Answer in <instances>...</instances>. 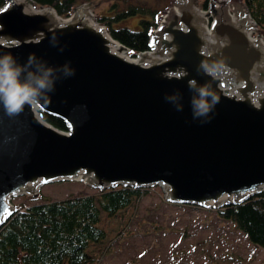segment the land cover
<instances>
[{
	"label": "water",
	"instance_id": "95a60500",
	"mask_svg": "<svg viewBox=\"0 0 264 264\" xmlns=\"http://www.w3.org/2000/svg\"><path fill=\"white\" fill-rule=\"evenodd\" d=\"M177 1L150 34L153 53L129 58L86 4L61 17L51 6L5 0L0 55L20 65L34 56L74 75L58 72L54 91L19 114L0 105V226L13 211L12 195H33L58 180L98 190L159 185L169 202L200 207L264 191V42L249 36L255 25L246 11L236 8L230 17L229 0L210 3V29L191 0ZM202 61H223L227 76L198 73ZM191 79L211 81L219 97L206 117H193ZM177 93L178 100L166 99Z\"/></svg>",
	"mask_w": 264,
	"mask_h": 264
},
{
	"label": "rangeland",
	"instance_id": "374dc122",
	"mask_svg": "<svg viewBox=\"0 0 264 264\" xmlns=\"http://www.w3.org/2000/svg\"><path fill=\"white\" fill-rule=\"evenodd\" d=\"M208 1L191 0L202 11L207 28L212 19L209 15L213 14L207 7ZM231 1L230 6H243L241 0ZM84 2L95 23L102 24L99 17L107 16L111 18L113 28L137 27L138 19L145 14L140 9L153 10L160 19L175 4V0ZM252 37L262 39L263 32L257 28ZM125 53L129 58L135 57L127 49ZM146 187V194L133 203L123 220L103 214L101 226L107 232V239L100 246L91 247L94 252L90 264H264V247L248 241L229 223L219 221L214 211L207 210L214 206L173 205L165 201L159 185ZM35 191L33 195H12L9 202L12 207L18 203L35 204L44 197L57 200L79 193H94L95 190L79 180H58L42 184ZM106 248L108 250L104 251Z\"/></svg>",
	"mask_w": 264,
	"mask_h": 264
},
{
	"label": "trees",
	"instance_id": "16d2710c",
	"mask_svg": "<svg viewBox=\"0 0 264 264\" xmlns=\"http://www.w3.org/2000/svg\"><path fill=\"white\" fill-rule=\"evenodd\" d=\"M31 1L37 6H51L61 17H68L85 0ZM4 3L5 0H0V7ZM242 3L264 38V0H242ZM140 10L145 14L134 28H113L111 18L99 17L111 36L129 47L133 54L150 49L149 35L159 22L155 11ZM40 115L56 128L67 131L62 120L44 112ZM94 190V193H79L57 200L44 197L35 204L14 205L12 213L0 226V264H90L94 252L91 247L100 246L107 239V232L101 226L103 214L123 220L133 203L146 194L147 187L118 185ZM187 206L201 208L193 204ZM207 210L214 211L219 221L242 232L248 241L264 247V191L239 203H223Z\"/></svg>",
	"mask_w": 264,
	"mask_h": 264
},
{
	"label": "clouds",
	"instance_id": "9594fccd",
	"mask_svg": "<svg viewBox=\"0 0 264 264\" xmlns=\"http://www.w3.org/2000/svg\"><path fill=\"white\" fill-rule=\"evenodd\" d=\"M55 46V37H53ZM63 51V49H60ZM58 72L65 77L74 75L67 65L61 69L47 67L44 62L37 61L30 56L25 65H20L11 54L0 55V105L9 115H16L23 111L24 107L35 106L47 93L54 91L55 80L59 78ZM197 72H202L212 80H221L228 72L223 61H202ZM166 75V74H165ZM185 73L181 71L178 76ZM188 87L192 90L191 107L194 118L206 117L219 102V97L212 88V82L208 81L203 85L195 79L188 81ZM167 100L176 101L179 94L167 96ZM177 110L182 111V106L177 105Z\"/></svg>",
	"mask_w": 264,
	"mask_h": 264
},
{
	"label": "bare ground",
	"instance_id": "6f19581e",
	"mask_svg": "<svg viewBox=\"0 0 264 264\" xmlns=\"http://www.w3.org/2000/svg\"><path fill=\"white\" fill-rule=\"evenodd\" d=\"M175 1H176V2H175V4H174V6L172 7V9H177L178 1H177V0H175ZM114 48H115L117 51H119L120 53H122L123 55H126L124 48H122L121 44H120L118 41H117L116 44L114 45ZM259 85H260V87L264 88V84H263V83H262V84H259Z\"/></svg>",
	"mask_w": 264,
	"mask_h": 264
}]
</instances>
